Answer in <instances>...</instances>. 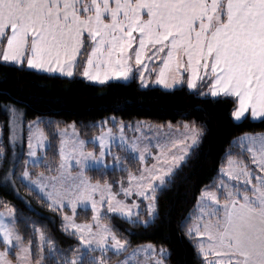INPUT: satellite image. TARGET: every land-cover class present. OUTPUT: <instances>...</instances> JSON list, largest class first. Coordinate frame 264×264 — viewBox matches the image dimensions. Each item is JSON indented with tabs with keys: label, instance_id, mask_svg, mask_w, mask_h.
I'll return each instance as SVG.
<instances>
[{
	"label": "snow or ice",
	"instance_id": "snow-or-ice-1",
	"mask_svg": "<svg viewBox=\"0 0 264 264\" xmlns=\"http://www.w3.org/2000/svg\"><path fill=\"white\" fill-rule=\"evenodd\" d=\"M0 62L67 78L78 74L100 84L138 78L141 87L186 86L190 95L225 100L236 121L264 123V0H0ZM4 111L0 167L7 180L15 176L17 161L10 152L23 141L24 128L19 108L8 104ZM42 123L28 122L27 155L37 167L44 164L37 151L54 149L55 174L44 164L49 174L33 175L25 160L21 175L61 214V228L79 244L69 259L35 225L25 238L21 228L27 231V222L18 225L15 210L4 203L0 264H110L113 257H122L116 264H170V249L152 243L133 247L115 222L156 223L157 192L174 182L205 125L186 121L177 133L161 132L163 125L133 126L113 116L100 121L98 134L86 140L75 124L69 134L67 127L48 121L42 128ZM5 128L11 148L2 142ZM154 128V134L145 131ZM126 129L139 135L129 138ZM233 146L238 151L226 154L217 179L200 189L194 222L181 223L199 264H264V132L244 133ZM131 161H139L135 171L128 167ZM117 169L127 173V183L122 179L115 190L103 177ZM89 171L102 178L93 180ZM129 196L142 199L128 203ZM78 206H90L91 220L77 222Z\"/></svg>",
	"mask_w": 264,
	"mask_h": 264
},
{
	"label": "trees",
	"instance_id": "trees-1",
	"mask_svg": "<svg viewBox=\"0 0 264 264\" xmlns=\"http://www.w3.org/2000/svg\"><path fill=\"white\" fill-rule=\"evenodd\" d=\"M14 104L23 112V141L15 144L10 155L16 160L15 176L5 179L4 167H0V210L7 203L15 210L17 223L27 222V231L21 228L27 238L33 225L45 230L64 255L72 257V249L79 244L74 236H69L61 228L62 216L49 209L41 195L31 189L22 179L24 161L27 160V126L29 121L40 118L43 127L48 121L53 126L64 129L75 124L79 135L86 140L98 134L99 122L115 117L125 124L147 121L154 125L182 128L184 122L203 123L205 130L197 146L191 149L187 162L174 182L157 192L159 217L148 227L135 226L117 220L116 226L128 236L133 247L143 244H163L171 251L170 264H199L194 247L182 235L181 223L188 218L193 223L199 191L211 185L218 177L221 161L227 162L226 154L238 151L233 146L235 138L244 133L264 132V123L251 118L237 122L231 116V105L225 100L213 102L189 94L186 86L180 90L164 89L157 85L141 87L139 79L133 81H112L107 84L90 82L78 74L74 78L59 75L36 73L34 70H20L19 66L0 62V124L8 119L4 106ZM97 124L96 128L85 129V125ZM47 132V129H46ZM7 140V128L4 132ZM58 140L54 142L58 145ZM92 148V144L88 145ZM54 149L45 151L44 164L53 168L59 161L53 155ZM44 164L37 167L28 165L33 175L47 172ZM139 161L129 162V169L135 171ZM93 180L101 179L97 172L89 171ZM126 172L117 169L103 177L118 185ZM78 218L91 220V210H80ZM98 254V253H97ZM35 255V250H34ZM46 255V250H45ZM111 255V253H109ZM122 257H113L110 264Z\"/></svg>",
	"mask_w": 264,
	"mask_h": 264
},
{
	"label": "rangeland",
	"instance_id": "rangeland-1",
	"mask_svg": "<svg viewBox=\"0 0 264 264\" xmlns=\"http://www.w3.org/2000/svg\"><path fill=\"white\" fill-rule=\"evenodd\" d=\"M149 84H150V83H149ZM148 86H149V85H148ZM21 112H22V111H21ZM21 121H22V126H23V112H22V116H21ZM116 121H117V120H116ZM137 122H138V121L132 123V125L135 126ZM140 122L149 123V122H147V121H140ZM117 123H119V122L117 121ZM152 125H154V124H152ZM40 126L43 128L42 125H40ZM108 126H109V127L112 126V125H111V122L109 123ZM155 126H158V125H155ZM23 128H24V127H23ZM182 128H183V127H182ZM182 128L172 127V129L169 130L167 126H164V128H163V129H160V131H161V132H169V131H171L172 133H177V131H178V130H182ZM76 130H77V128H76ZM67 131H68L69 134H71V133H72V127H67ZM113 131H117V130L114 128ZM145 131H146V132L151 131V132L154 134V133L157 131V129H155V128H154V129H151V130H149V129H145ZM26 132H27V131H26ZM77 132H78V130H77ZM78 133H79V132H78ZM125 135L128 136L129 138H132L133 136L139 135V133H135V132H133L131 129H126V130H125ZM80 138L83 139L81 136H80ZM4 141H5V140H3L2 142H4ZM18 142H20V140H18L16 143H18ZM92 146H93V145H92ZM96 150L98 151V147L96 148ZM45 151H46V150L40 149V150L37 151V155H38L39 157H43V159H44V157H45ZM113 151H116V149L114 148ZM153 151H155V149H153ZM190 151H191V150H190ZM27 152H28V145H27ZM188 154H189V153H188ZM31 159H33V158H30V157H28V155H27V160L29 161V164H28V165H32L31 162H30ZM44 163H45V161H44ZM72 163L74 164V161H73ZM108 163H109V166H111V161H110V160L108 161ZM146 163H148V164L152 163V159L149 158L148 161H146ZM181 163H182V162H181ZM28 165H27V167H28ZM72 171H76L75 167H73ZM30 172H31V171H30ZM45 174L48 175L49 173H46V172H45ZM52 174H55V173H52ZM21 179H22V180H23V181H24V182H25V183H26L31 189H33V190H35L37 193H39V190H38L36 187L33 188V185L31 184V182H30L29 180H25L22 176H21ZM124 183L126 184V183H127V180H126ZM119 186H120V183H119L118 185L114 186V189H115V190H118V189H119ZM39 194H40L41 196L43 195L42 193H39ZM121 197H123V194H122V193H121ZM133 199H135L137 203H140V200H141L142 198L134 197V196H129V197L127 198V202H128V203H131V202L133 201ZM144 203L146 204V202H144ZM88 209H90V206H89ZM80 210H87V209H84V208H82V207H80V206L77 207L75 219L77 220L78 223L83 222V221H81V220L78 218V213H79ZM90 210H91V209H90ZM140 210H141V212H144V211H145V208H144V205H143V204L141 205V209H140ZM66 211L68 212L69 215L72 214V213H71V209H66ZM196 215H198V209H197V208H196V212H195L192 216L195 218ZM193 222H194V220H193ZM143 245H147V244H143ZM140 259H141V260H144V255H143V254H141ZM114 264H116V263H114Z\"/></svg>",
	"mask_w": 264,
	"mask_h": 264
},
{
	"label": "crops",
	"instance_id": "crops-1",
	"mask_svg": "<svg viewBox=\"0 0 264 264\" xmlns=\"http://www.w3.org/2000/svg\"><path fill=\"white\" fill-rule=\"evenodd\" d=\"M158 63V62H157ZM35 71V70H34ZM44 74H48V73H44ZM51 75H59L60 76V74H58V73H56V74H51ZM113 81H115V80H113ZM90 82H94V81H90ZM95 83H99V82H95ZM150 85H157V86H159V87H161V88H163L162 86H160V85H158V84H153V83H151L150 82V84H149V86ZM169 90V89H168ZM242 120H244V119H242ZM241 120V121H242ZM241 121H237V122H241ZM258 121V120H257ZM33 188H35V186L33 185ZM0 211H4V210H0Z\"/></svg>",
	"mask_w": 264,
	"mask_h": 264
}]
</instances>
